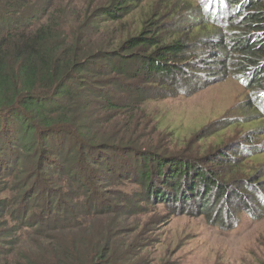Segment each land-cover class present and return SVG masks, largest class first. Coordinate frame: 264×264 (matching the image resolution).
I'll list each match as a JSON object with an SVG mask.
<instances>
[{
	"label": "trees",
	"instance_id": "obj_1",
	"mask_svg": "<svg viewBox=\"0 0 264 264\" xmlns=\"http://www.w3.org/2000/svg\"><path fill=\"white\" fill-rule=\"evenodd\" d=\"M195 1L109 0L65 28L53 0H0V264H137L139 252L120 257L105 243L109 230L92 240L81 226L120 209L123 199L114 206L100 188L128 177L143 202H171V188L180 202L197 198L202 214L231 215L221 208L240 181L216 171L230 164L225 152L203 160L132 140L143 103L180 94L202 69L241 81L247 109L264 120V0ZM113 24L91 40L90 29Z\"/></svg>",
	"mask_w": 264,
	"mask_h": 264
},
{
	"label": "rangeland",
	"instance_id": "obj_2",
	"mask_svg": "<svg viewBox=\"0 0 264 264\" xmlns=\"http://www.w3.org/2000/svg\"><path fill=\"white\" fill-rule=\"evenodd\" d=\"M53 1L49 13L54 8L58 10L57 23L65 28L82 23L88 6L109 2ZM143 1V6L158 8L165 0ZM180 1L182 7H198L195 0L192 5L189 0ZM93 13L91 11L90 15ZM194 16L192 12L190 17ZM133 20H136L135 15L127 16L126 21ZM116 29L113 24L112 28H101L94 34L90 29L88 33L93 42H98L95 39L107 37ZM203 71L200 70L199 78L193 83L181 81L184 85H179L180 94L144 102L137 111V121L141 124L132 140L161 153L171 151L201 159L225 152L230 164L216 167V171L230 181L236 170L235 180L240 181L238 194L229 197L221 208L231 215H215L217 210L202 214L196 204L197 198L188 203L180 202L175 200L171 188L166 189L171 202L153 201L152 198L143 202V198L137 196L141 193L139 184L132 178L115 184L109 182L100 191L114 206L123 199L121 205L116 206L120 209L89 216L81 226L89 229L92 240L109 230L105 243L116 245L120 257L129 255L130 250L139 252L135 258L137 264H264V212L256 211L251 191L259 188L264 196L261 192L264 186V120L247 109L249 93L241 81L232 76L217 78L213 70L209 75V70ZM207 165L212 166L211 163ZM233 167L237 168L232 171ZM257 179L260 180L256 183ZM185 183L188 181H183L180 191L185 190ZM231 189H236L235 185L231 184ZM243 200L251 209L241 203ZM259 201L261 207L264 199L260 197ZM75 229L71 232L76 233ZM0 245H6L5 238L0 237ZM17 255L24 257L21 251Z\"/></svg>",
	"mask_w": 264,
	"mask_h": 264
}]
</instances>
